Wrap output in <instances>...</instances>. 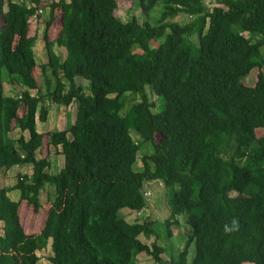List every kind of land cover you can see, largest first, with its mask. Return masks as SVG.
<instances>
[{
	"label": "trees",
	"instance_id": "obj_1",
	"mask_svg": "<svg viewBox=\"0 0 264 264\" xmlns=\"http://www.w3.org/2000/svg\"><path fill=\"white\" fill-rule=\"evenodd\" d=\"M129 1L159 16L124 23L118 0H0V174L22 169L13 187L0 183V264H38L50 244V264H141V254L153 264H264V0ZM46 10L48 60L38 65L31 28ZM255 70L249 87L243 79ZM8 85L19 92L7 95ZM129 96L140 100L123 114ZM51 103L75 104L76 121L39 133L37 117L47 122ZM145 144L153 153L137 169ZM52 148L64 158L58 174L49 157L39 158ZM155 181L168 191V237L182 216L191 230L169 260L148 212L146 186ZM46 188L55 198L29 234L21 207L38 214Z\"/></svg>",
	"mask_w": 264,
	"mask_h": 264
},
{
	"label": "rangeland",
	"instance_id": "obj_2",
	"mask_svg": "<svg viewBox=\"0 0 264 264\" xmlns=\"http://www.w3.org/2000/svg\"><path fill=\"white\" fill-rule=\"evenodd\" d=\"M48 1L49 3L55 2L58 3L60 0H45ZM49 14V11L46 10L44 11L43 19L41 22H36L33 24L32 22V28H31V33L32 34H37L38 35V41L36 43V46L34 48L35 55L37 57V63L38 65L46 64L48 57H47V52L45 50V45L43 43V37L44 34L47 30V26L45 24V19H47ZM116 16L120 18L124 23L130 22L133 18H136L141 24L145 23L146 21L153 22V17L157 18L159 16V10H156L154 13H152L150 16L148 13L144 12L142 7L140 6L139 2L137 1H129V0H118V9L116 11ZM62 17V13L58 10L56 11V21L55 25L49 28L48 30V36L50 39H53V33H55V27L60 24V19ZM179 20L184 22L186 19L181 16L179 17ZM153 24V23H152ZM246 38H250L251 36L249 34H244ZM197 39H194V42H196ZM262 55L264 59V47L262 48ZM58 55L62 58H64L67 54L65 51V48H61L60 50L58 49ZM39 70V69H38ZM264 71V68H263ZM38 73V71H37ZM257 75H258V70L252 71V73L247 76L246 78L243 79V83L249 87H253L256 84L257 81ZM6 80H8V75L6 74ZM42 92L43 94L46 93L47 85H46V80L45 76L41 74H37ZM46 77L49 78L50 80L53 81V78L51 76V72L48 71L46 74ZM77 83L79 85L83 86H88V82L85 81L84 79L77 78ZM54 86V84H53ZM11 85L7 86V95H14L19 92ZM88 94L89 91H86ZM149 98L150 100L156 104L157 107L160 106V103L158 101V97L153 94L149 89ZM140 100L138 96H129L126 107L122 111L123 114L128 113L131 111V108L134 103H137ZM50 106V115L49 119L47 122H41L39 118L37 117V129L38 131L42 133H53L56 131H60L61 128H68L70 125L74 124L77 118V106L74 104L70 106V108H64L62 106H57L54 104H49ZM131 137L134 140L136 144H140V139L139 136L136 132L131 131ZM259 136L264 135V131H259L258 132ZM19 136V131H16L15 133L12 134V137L16 139ZM158 136V140H159ZM153 153V147L151 144H145L141 147L140 152L137 154V163H136V168L139 169L142 167V158L144 155H149ZM44 157H49L52 162L51 166V173L52 174H58L62 169H63V157L61 156L60 152L58 150H55L54 148L51 149V151L45 150L42 154L39 155V158H44ZM13 173V170H12ZM23 173H26L28 175L31 174V169L30 168H24ZM3 176V174H1ZM17 175L13 174V181L9 180L7 182V185L14 186L15 183H17ZM3 177L0 178L2 180ZM16 179V180H15ZM47 188H50L49 186ZM46 188V189H47ZM53 189V188H52ZM147 191L150 193V196L148 198V202L150 203V209H149V214L150 216L154 217L156 223L155 225V230L157 234L160 235L158 239V245L163 247L165 250H167L166 254L163 255V257L166 260L170 259V255H177L179 251H181L184 246L186 239L189 235V232H191L190 227L188 228L185 226V217H180V221L182 222L183 226L181 227L182 229L178 227H172V236L168 237V225L166 223V220L170 216V207H169V201H168V191L164 187L163 183L160 181H155L153 184H149L146 186ZM54 190V189H53ZM51 189H47L44 192L41 193V203L43 208L40 210L38 214H35L33 210H31L29 207L26 206V203H24L21 207V216H22V222L24 223L25 227L27 230H33L34 226L39 224V227L36 231L41 229L43 224L45 223V220L48 215V209L50 205V199H54V191ZM18 194H11L10 198L12 200L15 199V196ZM231 195H227L229 197ZM156 206L155 210H153V207ZM123 215L127 218L128 221L133 222L137 219L138 214L136 212H131V211H123ZM147 215V213L145 214ZM3 224L0 222V236L3 235ZM140 240L148 245L151 246L152 243L155 241V238H146L145 236H141ZM51 244L48 246V248L44 251H41L38 253V256L40 257V261L38 264H50L48 258L51 255ZM171 252V254H169ZM194 253L193 251L190 254L189 261L191 262L193 260ZM138 262L141 264H153L154 261L152 262V258L146 254H141L138 256ZM249 264V263H247Z\"/></svg>",
	"mask_w": 264,
	"mask_h": 264
},
{
	"label": "crops",
	"instance_id": "obj_3",
	"mask_svg": "<svg viewBox=\"0 0 264 264\" xmlns=\"http://www.w3.org/2000/svg\"><path fill=\"white\" fill-rule=\"evenodd\" d=\"M58 49L60 50L61 48H56V52L58 53ZM66 51V50H65ZM66 54H67V52H66ZM66 58H67V55L63 58L62 57V60L64 61V60H66ZM65 108V107H64ZM68 108H70V107H68ZM50 115V114H49ZM49 119V118H48ZM75 123V122H74ZM64 130H66V127L65 128H61V130L60 131H64ZM39 133H42V132H40V131H38ZM24 136L26 137V138H28L29 137V133H24ZM53 149V148H52ZM46 150H48V149H46ZM55 150H58L59 152H60V149H55ZM48 151H51V149H49ZM62 156V155H61ZM63 157V156H62ZM63 166H64V158H63ZM22 171V169H17V168H15L14 170H13V173H12V170L11 171H9V172H7L6 173V175H4L3 174V176H1V174H0V178L1 177H3V179L2 180H0V183H1V185L3 186V187H13V186H11V185H7V182L9 181V180H12L13 179V174H15V175H17L19 172H21ZM24 174H26V173H24ZM16 180V179H15ZM13 181V180H12ZM16 184V183H15ZM15 193H17V191H13L12 193H10L9 194V196H11V194H15ZM18 198H19V193L15 196V199H14V201H17L18 200ZM154 206V205H153ZM156 206H154L153 207V210H155L156 208H155ZM126 211H129V210H126ZM146 213L145 212H142V215H145ZM147 216V215H146ZM38 227H39V224L37 223V225H35L34 226V228H33V230L31 229L30 230V233L29 234H32V232L33 231H36L37 229H38ZM180 229H182L181 227H179Z\"/></svg>",
	"mask_w": 264,
	"mask_h": 264
},
{
	"label": "built area",
	"instance_id": "obj_4",
	"mask_svg": "<svg viewBox=\"0 0 264 264\" xmlns=\"http://www.w3.org/2000/svg\"><path fill=\"white\" fill-rule=\"evenodd\" d=\"M147 196H150V193L148 192Z\"/></svg>",
	"mask_w": 264,
	"mask_h": 264
}]
</instances>
